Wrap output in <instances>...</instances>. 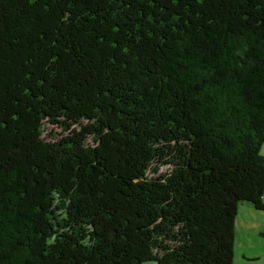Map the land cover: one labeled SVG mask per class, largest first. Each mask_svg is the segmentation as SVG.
Listing matches in <instances>:
<instances>
[{
    "label": "trees",
    "instance_id": "trees-1",
    "mask_svg": "<svg viewBox=\"0 0 264 264\" xmlns=\"http://www.w3.org/2000/svg\"><path fill=\"white\" fill-rule=\"evenodd\" d=\"M263 142L264 0H0V264H233Z\"/></svg>",
    "mask_w": 264,
    "mask_h": 264
},
{
    "label": "rangeland",
    "instance_id": "rangeland-1",
    "mask_svg": "<svg viewBox=\"0 0 264 264\" xmlns=\"http://www.w3.org/2000/svg\"><path fill=\"white\" fill-rule=\"evenodd\" d=\"M49 130L57 134L62 132L60 127L48 124L43 133L47 138H50ZM260 153L264 155V142ZM170 169V165H162L159 172H167ZM233 264H264V210L256 211L246 202L239 204L235 217Z\"/></svg>",
    "mask_w": 264,
    "mask_h": 264
}]
</instances>
